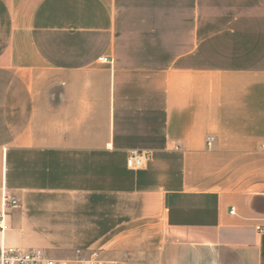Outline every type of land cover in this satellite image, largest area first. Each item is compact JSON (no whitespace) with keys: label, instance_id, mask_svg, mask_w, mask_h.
Listing matches in <instances>:
<instances>
[{"label":"crops","instance_id":"obj_1","mask_svg":"<svg viewBox=\"0 0 264 264\" xmlns=\"http://www.w3.org/2000/svg\"><path fill=\"white\" fill-rule=\"evenodd\" d=\"M5 189L0 264H264V0H0Z\"/></svg>","mask_w":264,"mask_h":264},{"label":"built area","instance_id":"obj_2","mask_svg":"<svg viewBox=\"0 0 264 264\" xmlns=\"http://www.w3.org/2000/svg\"><path fill=\"white\" fill-rule=\"evenodd\" d=\"M108 61L107 59L105 60ZM214 142L212 137L207 139L208 147ZM150 160L148 152L134 151L128 157L127 166L133 170H139L145 167ZM20 206L19 200L8 190L2 194V205L0 210V234L7 233L11 228L12 211ZM232 213L233 210H232ZM258 230H261L258 227ZM1 264H118L106 261L98 253H92L84 256L81 251H77L72 257L54 258L42 250L23 251L15 248H3L1 251Z\"/></svg>","mask_w":264,"mask_h":264}]
</instances>
